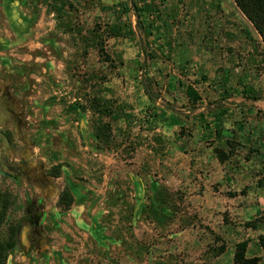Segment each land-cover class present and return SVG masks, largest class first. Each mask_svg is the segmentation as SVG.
<instances>
[{
  "label": "rangeland",
  "instance_id": "obj_1",
  "mask_svg": "<svg viewBox=\"0 0 264 264\" xmlns=\"http://www.w3.org/2000/svg\"><path fill=\"white\" fill-rule=\"evenodd\" d=\"M0 169L7 264H264V42L234 0H0Z\"/></svg>",
  "mask_w": 264,
  "mask_h": 264
},
{
  "label": "trees",
  "instance_id": "obj_2",
  "mask_svg": "<svg viewBox=\"0 0 264 264\" xmlns=\"http://www.w3.org/2000/svg\"><path fill=\"white\" fill-rule=\"evenodd\" d=\"M238 8L251 21L254 28L264 42V0H234ZM140 15L139 8H137ZM101 52L103 50L101 48ZM109 58H107L108 60ZM194 95H196L194 93ZM110 129V128H108ZM106 129L103 128V134ZM107 133V132H106ZM62 172L61 165H53L49 173L55 176ZM16 198L11 190H0V264H7L10 252L14 249L18 238V223L8 222V215L11 207L15 204ZM74 201L71 189L66 185L59 195V206L62 209H69ZM259 243L264 247V235L259 237ZM248 241L243 240L236 244L233 264H260L257 256H247Z\"/></svg>",
  "mask_w": 264,
  "mask_h": 264
},
{
  "label": "water",
  "instance_id": "obj_3",
  "mask_svg": "<svg viewBox=\"0 0 264 264\" xmlns=\"http://www.w3.org/2000/svg\"><path fill=\"white\" fill-rule=\"evenodd\" d=\"M5 172L0 169V174H4Z\"/></svg>",
  "mask_w": 264,
  "mask_h": 264
},
{
  "label": "flooded vegetation",
  "instance_id": "obj_4",
  "mask_svg": "<svg viewBox=\"0 0 264 264\" xmlns=\"http://www.w3.org/2000/svg\"><path fill=\"white\" fill-rule=\"evenodd\" d=\"M6 172V171H5ZM5 174V173H4ZM8 174V173H7Z\"/></svg>",
  "mask_w": 264,
  "mask_h": 264
}]
</instances>
